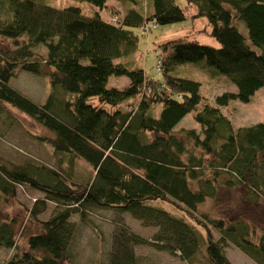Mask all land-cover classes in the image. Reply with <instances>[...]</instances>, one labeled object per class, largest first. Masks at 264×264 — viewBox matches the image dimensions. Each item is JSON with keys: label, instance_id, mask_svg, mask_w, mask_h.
Listing matches in <instances>:
<instances>
[{"label": "trees", "instance_id": "trees-1", "mask_svg": "<svg viewBox=\"0 0 264 264\" xmlns=\"http://www.w3.org/2000/svg\"><path fill=\"white\" fill-rule=\"evenodd\" d=\"M86 1L99 9L107 6L106 0ZM150 2L147 15L130 8L109 20L99 10L86 15L77 6L0 0L7 10L0 18V36L15 43L13 49H0V101L50 130L52 135L35 137L49 143L58 159H67V166L78 158L93 172L87 183H68L67 172L38 165L10 169L0 161V198L24 183L64 206L39 221V229L27 237L28 248L16 250L4 264H61L74 230L70 216L92 207L129 212L144 225L155 226L152 244L178 252L182 259L192 258L203 238L212 264H232L224 252L228 242L264 264V234L253 241L246 218H215L198 211L205 199L236 186L243 188L245 201L264 206V122L235 128L221 111L231 100L248 101L264 86V0ZM197 16L206 18L218 46L181 35L164 41L161 79L148 77L140 61L119 60L139 49L134 28L148 21L163 25ZM237 21L258 51L246 43ZM39 44L46 49L44 55L33 51ZM182 64L201 66L235 90H224L208 103L197 80L173 72ZM16 69L48 78L50 91L43 103L9 85ZM113 75L126 76L128 83L106 86ZM54 91L64 96L59 103ZM191 110L200 130L180 128L176 133V124ZM155 201L181 205L204 229L205 238L196 225L150 204ZM39 211L33 205L29 214L35 218ZM15 234V220L0 213V247L16 248ZM144 241L119 229L107 264H134L132 247Z\"/></svg>", "mask_w": 264, "mask_h": 264}, {"label": "rangeland", "instance_id": "rangeland-1", "mask_svg": "<svg viewBox=\"0 0 264 264\" xmlns=\"http://www.w3.org/2000/svg\"><path fill=\"white\" fill-rule=\"evenodd\" d=\"M36 1L55 7L77 6L86 15H91L99 10L102 17L109 20L120 17L130 8L139 10L143 15H147L151 8L150 0H135L133 2L106 0L107 6L102 9L86 0ZM176 1L179 5L185 3V0ZM2 9L3 7H0V18L4 17V13L7 12V10ZM236 25L245 37L246 43L258 51V48L251 44L243 23L237 21ZM133 30L139 37V49L126 58L119 60L136 65L140 61L145 74L153 79L162 78L160 45L164 41L181 35L191 37L200 43L218 46V42L210 35V25L203 16L155 26L148 21L144 27L134 28ZM14 47V40L0 36L1 50H9ZM33 51L35 54L44 55L46 49L42 44H39L33 47ZM173 72L197 80L200 83V92L208 103L213 104L215 96L224 90H235V86L226 79L220 76L210 77L201 66L177 65ZM127 83L128 78L126 76L113 75L108 78L106 86L123 87ZM155 84L158 85L159 83L156 82ZM9 85L36 103H43L50 91L46 76L21 69H16L15 75L9 80ZM54 95V101L58 103L64 97L59 91H54ZM158 110L159 106H157L155 112L157 113ZM221 111L231 120L235 128L260 121L264 122V86L256 89L248 101L231 100ZM194 112L195 110L189 111L176 124L174 129L176 133H179L180 128L200 130L199 124L193 119ZM45 134L52 135V132L16 107L0 101V161L6 167L10 169H29L35 165L45 166L58 170V172H67L68 183L82 184L90 181L93 172L89 164L76 158L72 165L67 166L66 158L63 161L58 159L49 143L35 137ZM150 204L160 206L173 216L196 225L197 230L205 238L204 229L188 216L187 211L181 205L158 201ZM33 205L40 208L35 218L29 214ZM63 207L58 202L46 199L42 191L24 183L17 184L7 198H0L1 215L13 218L16 225V248L0 247V264H4L16 250L18 252L26 250L28 248L27 237L30 233L39 229V221L51 217ZM198 211L215 218L220 216H243L250 225L253 241H258L259 235L264 234V206L260 202L249 203L245 201L241 186L230 189L222 188L215 198H207L200 203ZM69 220L73 223L74 230L67 253L60 260L61 264H107L112 249L113 237L121 228H126L127 231L138 234L145 240L144 243L134 244L132 247L135 255L134 264H212L206 257L203 238L193 257L182 259L178 252L174 254L156 248L152 244V236L157 228L152 225H144L140 220L131 216L129 212H121L112 208L92 207L84 211L83 215L73 213ZM212 234L214 238H217L218 234L215 231ZM224 252L232 264H258L230 242L224 247Z\"/></svg>", "mask_w": 264, "mask_h": 264}, {"label": "built area", "instance_id": "built-area-1", "mask_svg": "<svg viewBox=\"0 0 264 264\" xmlns=\"http://www.w3.org/2000/svg\"><path fill=\"white\" fill-rule=\"evenodd\" d=\"M154 26H155V24H154ZM142 27H144V26H142ZM158 68H159V66H158Z\"/></svg>", "mask_w": 264, "mask_h": 264}]
</instances>
